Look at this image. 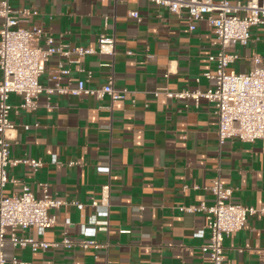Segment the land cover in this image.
Masks as SVG:
<instances>
[{"label":"crops","instance_id":"crops-1","mask_svg":"<svg viewBox=\"0 0 264 264\" xmlns=\"http://www.w3.org/2000/svg\"><path fill=\"white\" fill-rule=\"evenodd\" d=\"M11 3L36 9L38 14L21 26L41 27L57 43L96 47L102 34L116 38L114 54L54 55L40 77L45 87L57 82L75 87L83 79L86 86L100 88L113 76L117 89L132 93L113 101L108 94L98 98L42 92L32 111L19 107L20 95L10 94L9 102L15 106L10 119L17 137L11 157L41 159L44 164L10 166L4 195L20 194L29 185L42 197L47 184L55 197L86 204L83 209L65 205L54 209L55 227L17 229V233L49 243L60 242L65 235L94 237L108 246L33 249L7 242L4 264H14L13 257L29 264H211L202 251L210 238L207 213L182 207L212 204L208 187L218 175L233 188V201L264 207L262 140L234 137L220 144L218 117L208 99L196 103L192 98L154 94L163 88L205 91L214 85L204 75L215 71L209 55L219 49L211 23L204 19L190 29L187 10L173 13L151 0ZM131 11H138L140 19L130 16ZM2 22L0 17V28ZM251 33L248 45L229 48L239 54L230 70L248 71L254 55L264 60V24L253 26ZM61 64L68 74L58 73ZM2 76L0 70V81ZM27 124L30 129H25ZM108 182L110 217L105 228L91 224L96 211L90 202L101 201L102 186ZM224 246L232 264H264V213L249 215L242 230L225 237Z\"/></svg>","mask_w":264,"mask_h":264},{"label":"built area","instance_id":"built-area-1","mask_svg":"<svg viewBox=\"0 0 264 264\" xmlns=\"http://www.w3.org/2000/svg\"><path fill=\"white\" fill-rule=\"evenodd\" d=\"M159 6H164L173 13L188 11L190 29L196 28L198 21L206 19L211 23L216 35L219 49L209 55L214 63L215 71H206L204 75L214 80V85L205 91L173 92L167 88L154 92L170 98H192L198 103L202 97L208 99L214 107L218 117V139L220 144L228 139L238 137L244 141L253 142L262 140L264 151V60L260 55L251 59V68L246 72L230 70L229 66L235 63L239 54L229 48L236 45H248L252 39L251 28L264 24V0H247L245 3L231 0H151ZM38 14L30 7H14L11 0H0V17L3 19L0 28V264H4V247L7 242L14 247L38 246L47 248L50 245L65 248L80 247L100 249L108 246L98 239H77L65 235L60 242L49 243L38 241L32 236H21L17 229L38 228L40 231L55 227L58 215L53 210L61 206H75L83 209L86 204L71 200H61L50 194L48 185L43 184L44 194L37 197L29 185H24L20 194L7 196L3 190L11 180L8 169L10 166L23 162L35 168L43 166L41 159L11 157L12 144L17 143L14 135L16 125L10 119V113L15 107L9 102L10 94L16 93L22 97L19 105L28 111L38 106V98L42 92L52 94L71 93L74 95H93L102 98L110 95L113 101L126 98L132 91L128 88L117 89L114 86V77L100 88L86 86L81 79L75 87L64 86L57 82L53 87H45L40 77L46 71V65L56 54L70 57L73 54L83 56L87 54H114L116 38L114 35L102 34L98 38L96 47H83L57 43L51 33H46L41 27L25 28L21 22L28 21L29 16ZM130 16L140 19L138 11H131ZM44 40V44L42 43ZM103 65H107L103 63ZM58 73L68 74L69 70L60 65ZM92 71H89L91 76ZM168 76V73L166 74ZM56 75L55 78H59ZM38 126V125H37ZM29 124L25 129H30ZM56 161V156H54ZM107 171L109 167L104 168ZM208 190L214 196L212 204L201 202L199 205L182 207L185 211H205L210 238L202 246V251L208 254L211 264H232L225 257V237L242 230L248 221V216L257 212L264 213V207L256 208L233 201V188L226 187L216 176ZM96 211V217L91 224L109 227L110 217V183L102 186L101 201L90 202ZM14 264H29L16 257Z\"/></svg>","mask_w":264,"mask_h":264}]
</instances>
